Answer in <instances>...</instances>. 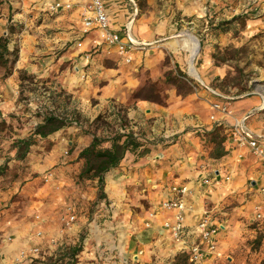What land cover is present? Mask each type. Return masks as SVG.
Wrapping results in <instances>:
<instances>
[{"label": "crops", "instance_id": "0c3cea01", "mask_svg": "<svg viewBox=\"0 0 264 264\" xmlns=\"http://www.w3.org/2000/svg\"><path fill=\"white\" fill-rule=\"evenodd\" d=\"M54 1L70 3L72 7L51 14L48 6ZM101 1L110 29L124 38L125 26L131 23V38L144 46L142 50L130 53L129 63H125L112 48H108V54L105 47L100 48V52L94 51L100 56L93 60L84 55L87 50H92V42L97 39L95 31L84 36L80 33L84 0H0V36L9 38V51L18 49V59L11 73L1 79L0 72V114L19 108L15 101L21 71L36 79H46L51 59L43 58V55L49 54L50 49H72V57L66 54L58 60L73 59L74 74L68 78H65V72L60 75L63 88L79 96L91 120L106 110L124 109L130 129L139 137L142 146L135 152H127L118 167L104 176L103 197L99 198L96 180H78L82 166L78 155L91 143L92 132L88 134L71 125L50 134L43 139L51 143L49 149L44 150V142L36 148L33 146L24 160L12 159L7 163L13 175L8 177V184H2L0 178V221L6 215V227H13L24 237L32 233V216L38 211L45 220L46 237H55L62 248L75 243L77 234L86 225L89 238L84 242L87 246L71 259L72 264H121L108 261L112 258V250L120 247L122 250L119 251L124 252L121 257L124 264H127L128 256L134 264H163L165 259L172 261L182 254L162 227L170 215L160 211V203L170 197V186L183 184L191 190L187 199L188 227L203 207H217L218 264H248L258 257L263 258L264 218L258 222L254 216L255 207H259L264 215V199L258 194L264 187V167L248 149L238 147L230 134L231 128L244 120L252 136L264 139L262 127L255 129L254 125L246 124L264 101L248 98L232 103L233 113L224 115L212 111L215 98L200 88L190 89L185 95L170 93L163 104L146 99L130 101V96L142 86L147 74L152 80L157 77L156 70L163 61L165 50L177 63L181 61L182 53L187 52L188 65L190 54L181 48L183 35H178L179 31H185L178 27L184 25L188 26L189 32L185 35L193 37L196 33L195 37L200 40L193 38L198 41V47L200 41L202 45L197 62L193 64L197 78L207 89L209 82L222 80L226 66L216 65L211 54L216 48L228 46L232 40L228 33L220 30L209 35L210 18L212 25H216L219 21L248 13V10L255 11L260 13L259 18L252 19L255 15L248 14L252 18L246 32L248 35L264 33V0ZM22 23L24 33L22 31L16 39L18 36L9 33L8 27ZM78 41L80 47L65 48ZM80 54L83 56L78 57ZM210 90L221 95L218 90ZM91 100L94 103L88 105ZM212 115L215 120L210 119ZM221 126L226 129V139L220 145L223 155L217 157L214 155L216 144L207 140ZM48 170H51L48 174L51 183L39 188L40 177ZM80 187L84 189L80 190ZM96 198L98 205L93 215L85 220L86 206ZM228 206L232 207L229 213L224 211ZM71 211L75 213V222L59 234V219ZM152 212L155 216L150 217ZM147 222L148 227L145 226ZM248 226L252 228L248 229ZM256 232L260 237H254ZM252 237L261 244L258 252H251L246 244ZM118 239L125 244L136 240L138 250L124 251V245H115ZM0 243V264H9L10 257L15 255L14 247L3 240ZM48 251L52 249L42 252L48 254ZM210 256L209 261L214 255Z\"/></svg>", "mask_w": 264, "mask_h": 264}, {"label": "rangeland", "instance_id": "374dc122", "mask_svg": "<svg viewBox=\"0 0 264 264\" xmlns=\"http://www.w3.org/2000/svg\"><path fill=\"white\" fill-rule=\"evenodd\" d=\"M248 14L255 15L254 18H252V16L250 17L252 19H258L260 15V13L258 12H250L249 10L248 13L238 15L237 17L245 18L244 25L239 21L229 23L233 18H231L230 20L219 21L216 25H212L211 18L208 22L209 35H211L213 31L220 30L228 33L230 40H232L228 46L222 47L220 49L216 48L211 54L212 59H214V63L216 65L225 64L226 75L222 80L209 82V86H207L209 87L208 89L211 88L214 90H218L221 95L226 97V99L224 100L229 103V105H227V108L229 110L228 114L233 113V110L231 109L232 103L247 100L248 98H257L264 101V33L257 32L254 35L247 34L246 26L248 24V21L250 20ZM178 28L180 30H185L179 31L180 33L178 35L182 36L185 34H189L187 29L188 26L184 25L183 27ZM23 30V23L15 24L14 26H11L9 28V31H11L12 34H16V36H18L16 37V39L20 37ZM195 34L196 33H194V35L192 34V36L196 38V40H200L199 37H195ZM81 40L82 39H80V41ZM199 43L200 47H198L197 44L198 52H201V41ZM68 47L78 48L76 42H71L70 44L66 45L65 48ZM14 50H16L17 52V60L18 49L14 48ZM198 52L193 58L192 64H195L197 62ZM71 53H73L72 49H50L49 54L43 55V58L49 57L51 59L50 72L49 76L46 77V79H36L35 76L23 71L18 74L20 83L18 85V95L15 104L19 105V108H17L15 111L5 113L4 115L0 114V178L2 179V184H8L10 181L8 177H12L13 175L11 167L9 168L7 163L12 159L16 160V155L19 148L15 147V141L27 139L31 135L35 126L41 121L43 114L49 111L53 110L54 113L65 115V117L66 115L70 116V113L72 114L73 112L74 114H76V118H74L72 121L73 126H77L83 131L94 132L97 135H100L101 133L105 135L107 132H113L118 128V121L117 123L111 121V119L115 116L108 117V115L113 110H106L102 114H100L101 116L106 117V121L108 123V127H102L100 123L94 122L95 118L91 120L92 118L86 112L87 107L79 98V96H76L67 91V89L63 88L64 84L60 78V75L65 72V78H68L74 74L72 68L73 59L70 58V60H63L64 62H59L58 60H60V58L62 56H65L66 54H68L67 56L70 57ZM164 53L165 55L163 57V61L156 70L157 77L152 80L147 74L142 86L133 94H131L130 101L146 99L148 101L156 103L161 102V104H163L170 93L185 95L189 92L190 89L194 90L195 88L204 89L207 93H210L206 86L201 83L202 81L189 74L188 65L186 63L188 57L187 52L182 53L181 61H179L178 63L170 52L165 50ZM80 55L78 57L83 56ZM84 55L88 57L89 60H93L94 58L96 59L97 56H100V53H94L93 49H89L84 53ZM0 72L3 75L4 70L1 68ZM27 77H31L32 79H29ZM22 78H24V80H22ZM136 96L137 98H135ZM93 103L94 102L91 100L88 102V105ZM241 111H243V114L245 113L243 109H241ZM114 112L115 114L120 113V116L124 115V109L118 108ZM246 124H248L250 127L251 125H254L255 129H259L260 127L264 129V102L261 104L260 109L255 111L247 119ZM217 130L219 133L217 131H214L212 136L207 140L216 144L214 155L222 151L220 145L226 139V134L224 133V130L226 131V129H223V127L221 126V128H217ZM33 139V146L35 148L44 142V150H47L51 147V143L46 140L44 141L43 139L38 137ZM33 146L30 147L28 154L31 153V149ZM28 154L26 155V157L28 156ZM50 171L51 170L46 171L44 173L45 175H40L41 177L39 181V188L51 183L49 180H47L49 179L48 176L50 175L48 174ZM246 186L248 188V184H246ZM69 189L72 191V187H70ZM83 189V187H80V190ZM96 201H98L97 198L92 202V204L86 206L85 211L87 213V216H85V220L93 215V212L96 209V205H98ZM231 208V206H228L227 208H224V211H227L229 213V210ZM36 212L37 214L39 213L41 215L40 212ZM34 215L32 216V218L34 217ZM1 218H4V220L2 222L0 221V241L5 240L8 245L14 247L13 250L15 251V253L13 252L15 255L12 258L10 257L9 264H11L17 254H19V252L26 247V240L29 237V234H26V236L24 237L19 235L13 227H6V215ZM61 219H59L60 224ZM248 227V229L252 228V226ZM30 232L31 230L28 233ZM246 235H248L247 232ZM88 236V227L84 225L77 234L76 239L78 240L75 243L69 244L68 246L64 247L62 252H51L52 256H45L43 259L40 258L39 260H34V262L31 264H58L59 262L60 264H66L75 255H79L81 251L83 252V250H85L84 248H86L87 243L84 242V240L89 238ZM254 237L258 238L260 237V234L256 232ZM8 238L10 239V241L7 240ZM120 244L121 246H125L124 251L125 249H129L130 252H136L139 246L136 240H132L130 243L125 244V242H120L118 239L115 245L118 246ZM246 244H248L251 252H258L261 246V244L258 243L253 237L251 238V240H247ZM44 249H46V247ZM119 250H122V247H120ZM119 250H112V258H110L108 261L112 263L124 264L121 262V257L124 252H120ZM2 257L4 258V256ZM127 259H129L127 261V264H134V262L130 260L129 256L127 257ZM259 259L261 260L258 262ZM172 262L173 260L170 261L165 259V261H163L162 263L171 264ZM106 264H108V262ZM248 264H264V257H258L254 260V262H248Z\"/></svg>", "mask_w": 264, "mask_h": 264}, {"label": "built area", "instance_id": "2783aa9c", "mask_svg": "<svg viewBox=\"0 0 264 264\" xmlns=\"http://www.w3.org/2000/svg\"><path fill=\"white\" fill-rule=\"evenodd\" d=\"M85 5L81 9V28L80 33L87 35L92 31L97 33V39L92 42L93 51L100 52L102 47L115 50L120 55L125 63L130 62L129 55L134 50H142L144 46L131 38L130 26L131 23L125 26V36L121 38L116 32L112 31L109 26V20L101 0H84ZM70 3H62L54 1L48 6V12L54 14L60 10H70ZM77 47L81 46V42L76 43ZM215 102L211 104L213 112L228 114L229 110L223 95L208 89ZM215 120L214 116L210 117ZM231 137L234 143L240 148L248 149L256 156L260 164L264 167V139H259L248 131L244 120L237 122L231 128ZM50 178V176H48ZM48 180V179H47ZM207 183V179L204 180ZM170 197L161 201L160 211L170 215V218L162 224L163 229L168 233L170 239L177 245L179 254L186 257L188 264H218L216 262L217 240L219 233V224L217 221L216 206H206L196 215V218L191 226H187L186 218L188 213L187 199L191 196V190L187 185L175 184L169 187ZM258 194L264 199V187L260 188ZM255 221H263L264 215L255 207ZM155 216V213H150V217ZM76 220L75 213L71 211L68 215L61 219L59 234L63 230L69 228ZM45 223L44 218L40 214H35L33 217V231L27 238V244L19 254L14 258L11 264L33 263L34 260L43 259L45 256H52L51 252H62L63 248L59 241L53 236H47L43 229ZM149 226V222L145 223ZM10 241V239H7ZM5 241V240H4ZM6 242V241H5ZM47 246V247H46ZM49 249L50 253L43 254V248ZM1 252V251H0ZM210 255H214L212 260ZM57 256V255H56ZM1 257V255H0ZM57 264V263H56ZM60 264V262L58 263ZM66 264H72L71 260Z\"/></svg>", "mask_w": 264, "mask_h": 264}, {"label": "trees", "instance_id": "16d2710c", "mask_svg": "<svg viewBox=\"0 0 264 264\" xmlns=\"http://www.w3.org/2000/svg\"><path fill=\"white\" fill-rule=\"evenodd\" d=\"M243 17H235L229 23L239 21L244 25ZM8 32L12 33L9 31ZM9 38L7 36H0V69L4 70L1 79L7 77L12 70L13 64L16 62V50L9 51ZM24 76V75H23ZM32 79L31 77H27ZM24 80V78H22ZM137 98V96L135 97ZM161 104V102H159ZM72 112L70 116L59 115L52 111L43 114L41 121L35 126L31 135L27 139L15 141V147H18L16 159L24 160L29 152V149L34 144L33 138L45 139L50 134L61 130L62 128L72 125V121L76 118ZM109 116H115L111 119L112 122L117 123V129L113 132H107L105 135L101 133L97 135L91 131L86 133L92 136L91 143L82 149L78 155V159L82 161L81 171L78 175V180H96L99 191V198H102V191L104 186V176L118 167L127 152H135L142 146L139 137L130 129L129 122L125 117L120 116V113L112 111ZM94 122L100 123L102 127H108L106 117L99 115ZM144 152V151H143ZM217 157L223 155L222 152L215 154ZM171 264H187L186 257L183 255H176Z\"/></svg>", "mask_w": 264, "mask_h": 264}, {"label": "bare ground", "instance_id": "6f19581e", "mask_svg": "<svg viewBox=\"0 0 264 264\" xmlns=\"http://www.w3.org/2000/svg\"><path fill=\"white\" fill-rule=\"evenodd\" d=\"M181 48L187 50L190 54V60L188 62L189 74L197 78V73L194 70L192 61L198 52L197 42L195 39L189 35H183L181 39Z\"/></svg>", "mask_w": 264, "mask_h": 264}]
</instances>
